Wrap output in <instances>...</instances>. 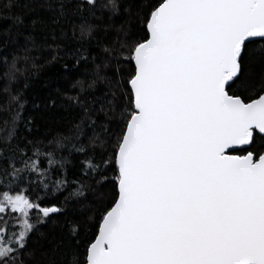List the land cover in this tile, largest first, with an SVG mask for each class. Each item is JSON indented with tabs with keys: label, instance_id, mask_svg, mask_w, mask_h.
<instances>
[{
	"label": "snow or ice",
	"instance_id": "1",
	"mask_svg": "<svg viewBox=\"0 0 264 264\" xmlns=\"http://www.w3.org/2000/svg\"><path fill=\"white\" fill-rule=\"evenodd\" d=\"M0 264H264V0H0Z\"/></svg>",
	"mask_w": 264,
	"mask_h": 264
},
{
	"label": "trees",
	"instance_id": "2",
	"mask_svg": "<svg viewBox=\"0 0 264 264\" xmlns=\"http://www.w3.org/2000/svg\"><path fill=\"white\" fill-rule=\"evenodd\" d=\"M26 22H29L30 23V21H26ZM77 22H79V21H77ZM53 71H55V70H53ZM43 83H44V81H43V79L41 80V81H38L37 82V85H36V87H38V88H40L41 89V91H44L45 89H43Z\"/></svg>",
	"mask_w": 264,
	"mask_h": 264
}]
</instances>
